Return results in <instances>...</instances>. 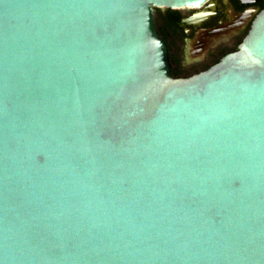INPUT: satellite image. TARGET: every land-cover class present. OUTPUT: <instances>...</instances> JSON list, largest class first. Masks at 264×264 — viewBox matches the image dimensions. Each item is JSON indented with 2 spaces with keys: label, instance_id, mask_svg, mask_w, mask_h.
Listing matches in <instances>:
<instances>
[{
  "label": "water",
  "instance_id": "1",
  "mask_svg": "<svg viewBox=\"0 0 264 264\" xmlns=\"http://www.w3.org/2000/svg\"><path fill=\"white\" fill-rule=\"evenodd\" d=\"M206 1L0 0V264H264V9L189 77L155 25Z\"/></svg>",
  "mask_w": 264,
  "mask_h": 264
},
{
  "label": "flooded vegetation",
  "instance_id": "2",
  "mask_svg": "<svg viewBox=\"0 0 264 264\" xmlns=\"http://www.w3.org/2000/svg\"><path fill=\"white\" fill-rule=\"evenodd\" d=\"M263 9L264 0H207L200 7L156 8L155 25L169 50L171 74L189 77L235 52Z\"/></svg>",
  "mask_w": 264,
  "mask_h": 264
}]
</instances>
